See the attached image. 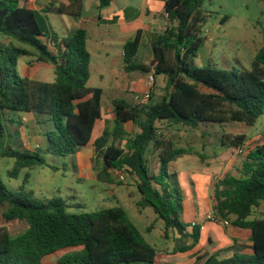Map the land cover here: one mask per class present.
I'll return each mask as SVG.
<instances>
[{"label": "trees", "instance_id": "16d2710c", "mask_svg": "<svg viewBox=\"0 0 264 264\" xmlns=\"http://www.w3.org/2000/svg\"><path fill=\"white\" fill-rule=\"evenodd\" d=\"M263 1L264 0H260ZM112 0H99L106 8ZM205 0H166L169 25L153 41L154 58L150 64L137 59L141 32L124 47L125 71L153 73L155 79L166 77L165 94L152 102L154 89L146 104L114 99V120L107 123L94 142L95 152L103 161L97 179L112 182V171L127 172L141 194L139 206L151 207L170 230L187 236L193 232L192 244L180 247L186 252L200 241V226L182 221L184 194L177 174L170 171L171 162L188 154L176 142L159 135L158 123L177 128L199 129L207 123L231 126L244 123L254 126L264 115V47L259 50L250 70H223L197 67L194 59L204 45L203 30L207 15ZM48 8L46 12H49ZM60 14L80 17L81 0L54 9ZM41 13L21 5V0H0V36L17 41L0 46V114L33 112L46 115L54 129L46 133L47 152L68 156L77 154L92 140L96 123L102 118L100 88H90L91 54L87 49L88 34L78 29L63 39L64 49L55 54L45 44ZM24 45L26 47H24ZM34 57L38 62L55 66L54 82L22 77L18 60ZM139 131L129 134L126 124ZM4 126L0 116V144ZM244 134L229 136L231 147L241 148ZM224 144V142H223ZM153 146L158 151L159 174L149 171L147 154ZM2 157L15 159L11 178L35 166H45L38 152L9 147ZM241 176H225L215 192L214 216L221 221L251 232L253 254L235 253L218 264H264V218L253 219L254 210L264 201V144L250 150L242 163ZM29 174L19 191L9 190L0 178V205H7L8 221L26 220L28 229L13 237L0 228V264H132L154 263L157 250L130 220L122 207L97 212L72 213L62 198L39 200L27 189ZM56 263L46 259L62 251Z\"/></svg>", "mask_w": 264, "mask_h": 264}, {"label": "rangeland", "instance_id": "374dc122", "mask_svg": "<svg viewBox=\"0 0 264 264\" xmlns=\"http://www.w3.org/2000/svg\"><path fill=\"white\" fill-rule=\"evenodd\" d=\"M203 9L207 15L206 25L203 30L204 45L200 50L194 64L197 67L211 66L223 70H250L255 57L260 49L264 47V2L260 0H205ZM57 15V16H56ZM60 14L53 13L50 19L56 17L60 19ZM44 20L42 21V25ZM7 45L0 39V45ZM16 45H21L15 41ZM24 47H26L24 45ZM94 55L91 64V76L88 83L90 88H100L103 90L102 111L103 118L111 119L114 116L113 100L123 98L134 104H140L148 91L145 82L148 80L149 73H138L137 80L142 82L143 90H125L126 84L131 81L130 74L124 72L125 65L123 57L112 55L113 57H97ZM26 59L22 60L25 61ZM23 63V62H22ZM23 76L22 68L19 71ZM142 76L143 78H141ZM118 77V78H117ZM120 89L117 90V82ZM46 82L55 81V74L51 73ZM166 77L159 76L155 79L152 102L159 101L165 94ZM24 112H6L8 124L3 122L4 137L0 144V178L3 184L11 191H19L23 186L25 176L29 174L27 189L34 192V198L39 200H51L62 198L70 207L72 213L97 212L101 209L122 207L127 212L130 220L136 225L147 242L153 244H163L161 236L164 221L154 212L151 207L142 208L139 206L141 194L137 189V183L127 172L112 171V182L103 183L97 179V174L103 170L101 157L93 152V146L85 148L83 155L85 162L80 167V154L68 156H58L47 152L46 144L40 149H29L19 147L26 143L27 125L21 123ZM42 122L39 128L43 133L50 132L54 125L46 115H42ZM13 121V122H11ZM112 121V120H111ZM104 123L105 127L107 123ZM163 123V122H162ZM101 123V127H102ZM165 125H159V135L176 142L177 147L184 148L188 154L183 158H178L170 164V171L178 174L182 171L198 166H204L215 171L216 166L222 164V151L225 156H233L234 147L228 142L229 136L244 134L247 140H251L248 149L255 148L264 144V115L261 116L254 126L244 123H232L231 126L207 123L198 130L188 133L169 130L164 132ZM163 128V129H162ZM102 129V128H100ZM137 128L132 130L134 134ZM206 133V134H202ZM7 140L10 145L21 151H32L40 153L46 160L45 166H35L21 172L18 179L11 178L9 172L15 164L14 158L2 157V146ZM44 140V139H43ZM224 142V144H223ZM93 144V143H92ZM233 148V149H232ZM247 149V150H248ZM93 153H92V152ZM195 152L190 153V152ZM158 152L151 146L147 154L148 166L151 174L157 172ZM238 160L246 156L237 155ZM236 174L239 175V164L235 163ZM203 168V167H202ZM159 171V170H158ZM219 178H216V182ZM181 187V186H180ZM184 194V190L180 188ZM7 205H0V228L9 232L13 237L20 236L29 227L26 220L8 221L4 214ZM254 218H264V201L254 210ZM250 217V220L254 218ZM153 223V224H152ZM155 226L153 234L149 232ZM68 249L46 259L48 263H56L66 252L73 251Z\"/></svg>", "mask_w": 264, "mask_h": 264}, {"label": "crops", "instance_id": "0c3cea01", "mask_svg": "<svg viewBox=\"0 0 264 264\" xmlns=\"http://www.w3.org/2000/svg\"><path fill=\"white\" fill-rule=\"evenodd\" d=\"M74 1L21 0L22 6L41 13L44 19V36L41 37V40L48 45L51 51L58 55L61 54V51L64 49L62 40L73 34L76 30L84 29L88 34L87 49L92 59L94 55H98L97 57H113L112 55L119 57L121 55L124 59L125 44L133 40L138 32H141V44L138 49L137 59L143 64H150L152 62L154 58L153 41L156 35L164 31L169 25L165 16L166 0H112L111 4L103 9L100 8L99 0H81L83 12L80 17L60 14L54 10L61 6H69ZM48 8H51V10L46 12ZM53 13L60 14L61 18L59 20L56 17L50 19V15ZM0 39L4 40V43H7V45L10 43L15 44V41L10 38L0 36ZM0 46L5 45L1 43ZM24 59L26 60L22 61ZM21 68L23 71L22 77L46 82L47 80L45 79L53 73L56 79L55 66L38 62L34 57H20L18 60V72ZM124 68L125 65L123 67L124 72L131 76V81L126 84L125 90L144 91L145 87L142 86V82L137 80L138 76L136 74L140 72L128 73ZM140 77L143 78L142 76ZM117 78L116 86L117 90H119L120 85ZM0 116L1 120L8 124L6 112L1 113ZM41 116L33 112H24L21 123L27 125L28 129L25 135L27 140L25 144L22 143L19 147L26 145L29 149L36 150L42 148L43 144H46V133H43L39 128L42 122ZM103 117L102 111V118L96 123L91 142L82 147L78 152L80 154V167H83V163L86 161L83 155V152L86 151L85 148L93 146V152H95L94 142L102 135L105 129L104 123L114 120V116L111 119ZM101 123L103 124L102 127ZM157 125H165L164 132L174 130L188 133L191 131L186 128L172 127L165 123H158ZM136 128L133 123L126 124L128 133H132L131 131ZM138 131L139 129L137 128L135 133ZM250 142L251 140L248 139L241 148H235L233 156H225V151H222V164L219 167L216 166L215 171L204 166H202L203 168L198 166L196 169H188L178 174L179 184L184 190L182 221L188 225L197 224L200 226L199 243L192 249L181 252L178 250L180 247L192 244L193 239L190 237V234L193 232V229L189 227L187 230L188 234L185 237L174 230H170L166 236L165 227L163 226L161 236L164 239V243L158 244L153 242L151 244L157 250L155 262H137L132 264H218L219 261L229 258L235 253L247 255L254 253L250 241V231L237 228L231 223L221 221L218 218L214 221L207 220L208 214H214V207L216 205L215 192L218 182L227 175L241 176L240 171L245 158H242L240 161L237 155L239 153L242 157L248 155L250 150L253 149H248ZM48 145L47 139V149ZM2 146L4 147L2 153L9 147H12L7 140L4 141ZM190 153L195 154L194 151ZM235 163H240L238 167L239 175L236 174L237 168H235ZM158 170L159 168L154 175L159 174ZM217 177L219 178L218 182H216ZM152 224L150 225L152 229L149 235L153 234L155 230V226L152 227Z\"/></svg>", "mask_w": 264, "mask_h": 264}, {"label": "built area", "instance_id": "2783aa9c", "mask_svg": "<svg viewBox=\"0 0 264 264\" xmlns=\"http://www.w3.org/2000/svg\"><path fill=\"white\" fill-rule=\"evenodd\" d=\"M165 16H166V19H168L167 13H165ZM154 84H155L154 74L150 73L148 75V80L145 82V85H146L148 91H146L147 93H146L143 101L140 104H146L149 101L150 93H151L152 89L154 88ZM215 219L216 218H215L214 214L210 213V214L207 215V220L214 221Z\"/></svg>", "mask_w": 264, "mask_h": 264}]
</instances>
